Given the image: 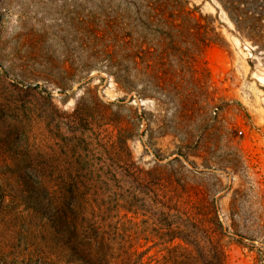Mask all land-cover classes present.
I'll list each match as a JSON object with an SVG mask.
<instances>
[{"label": "rangeland", "instance_id": "1", "mask_svg": "<svg viewBox=\"0 0 264 264\" xmlns=\"http://www.w3.org/2000/svg\"><path fill=\"white\" fill-rule=\"evenodd\" d=\"M154 1L0 0V264H85L40 183L112 264H264V67L216 0H184L201 28ZM166 171L188 206L154 201Z\"/></svg>", "mask_w": 264, "mask_h": 264}, {"label": "trees", "instance_id": "2", "mask_svg": "<svg viewBox=\"0 0 264 264\" xmlns=\"http://www.w3.org/2000/svg\"><path fill=\"white\" fill-rule=\"evenodd\" d=\"M229 20L232 22L234 32L250 44L251 55L261 60L264 67V0H216ZM149 8L156 13L162 14L169 20V25L179 23L180 26L204 27L195 18L196 8L190 9L184 0H155L149 4ZM209 41L202 43L201 50L208 46ZM133 136L128 130L118 123V145L127 149V141ZM172 164V162L168 163ZM159 178L154 182V201L163 207L188 206L193 199L190 187L175 180L176 176L170 171L158 174ZM39 189L43 193V198L47 202V207L51 208L53 231L61 240V244L70 254L85 264H112V257L104 253L102 255L91 256L93 253L91 239L88 241V218L85 208L78 201V188L72 187L70 196H62L58 204L49 201L48 188L44 183H40ZM72 195V196H71ZM47 197V199H46ZM72 198V201L71 199ZM69 202V203H68ZM69 204V205H68ZM91 227V226H90ZM95 243H100L99 234L95 232ZM222 255L216 257L214 264H223Z\"/></svg>", "mask_w": 264, "mask_h": 264}]
</instances>
